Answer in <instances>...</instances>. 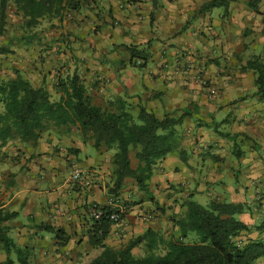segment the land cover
Here are the masks:
<instances>
[{"label":"crops","instance_id":"crops-1","mask_svg":"<svg viewBox=\"0 0 264 264\" xmlns=\"http://www.w3.org/2000/svg\"><path fill=\"white\" fill-rule=\"evenodd\" d=\"M74 1L73 23L45 28V87L76 73L96 105L122 100L133 116L141 108L157 118L186 116L147 191L126 180L117 198L108 194L113 151L95 150L78 132L0 149V205L17 213L9 237L33 247L39 264H86L102 251L90 239V209H112L113 201L125 214L102 244L115 249L147 229L164 240L178 237L174 221L189 199L242 204L237 219L255 229L264 221V102L255 75L242 68L264 57V0L258 13L248 0H232L226 12L204 9L210 0ZM25 47L11 49L29 80L25 64L34 60ZM127 47L147 48L145 67L131 64ZM74 168L84 172L80 181L71 179ZM44 226L61 229L67 241ZM253 232L245 234L264 239V231Z\"/></svg>","mask_w":264,"mask_h":264},{"label":"trees","instance_id":"trees-1","mask_svg":"<svg viewBox=\"0 0 264 264\" xmlns=\"http://www.w3.org/2000/svg\"><path fill=\"white\" fill-rule=\"evenodd\" d=\"M231 1L210 0L204 9L222 8L226 12ZM259 2L248 0L247 6L258 13ZM9 5L21 16L27 28L36 27L42 19H61L67 10H76L78 6L74 0H0V56L8 54L11 48L3 37ZM39 38L22 37L19 40L26 42ZM127 50L132 65L145 67L147 48L127 47ZM242 70L253 72L256 94L264 102V57H253ZM54 90L58 95L56 100H52L43 84L33 86L16 70L12 77L0 79V149L15 140L35 145L43 133L50 130L60 134L78 132L83 140L92 142L95 150L113 151L109 196L118 197L126 180H131L138 190L147 191L154 167L173 151L176 127L186 113L157 118L141 108L133 116L122 100L96 105L76 73L58 77ZM99 208L103 215L100 220L91 218L93 235L90 239L102 251L86 264H255L264 259V239H239L243 233L251 232L237 219L245 210L242 204L210 201L202 206L186 200L183 214L174 221L178 237L164 240L155 231L147 229L119 249L102 244L111 224L106 217L111 209ZM16 217V212H9L0 205V251L5 254L0 264H31V249L18 247L9 237L7 224ZM43 229L54 233L60 243L67 241L61 229L50 226ZM255 231H264V221L255 227ZM190 234L196 240L185 243ZM139 245H143L144 255L136 257L132 251Z\"/></svg>","mask_w":264,"mask_h":264},{"label":"rangeland","instance_id":"rangeland-1","mask_svg":"<svg viewBox=\"0 0 264 264\" xmlns=\"http://www.w3.org/2000/svg\"><path fill=\"white\" fill-rule=\"evenodd\" d=\"M264 5V2L263 4ZM73 10H67L63 17L61 19H42L40 20L39 24L34 27V28H27L26 26L23 25L21 16L17 15L15 13L14 8L9 5L6 11V19H5V30H4V39L6 45L10 43L11 48H19V46H24L27 45V47L22 48V53L28 55L31 60H34V62L31 64V67L28 66L30 62H27L25 64V67L29 69L27 74L30 76L29 80L32 83L33 86L37 87L39 83L43 84L45 86V28H61L64 27L65 24L63 22L65 21L66 25L68 23H73V18H71ZM51 23V24H50ZM71 25V24H70ZM96 30H99V26L93 27ZM42 37L43 42L38 39L37 43L36 41H22L19 40L22 37ZM24 39V38H23ZM24 42V43H22ZM21 44V45H20ZM31 44V45H30ZM10 48V52L6 55H1L0 56V79H8L13 76V72L16 71H24L21 70L18 66L14 65L13 62L15 63V51ZM38 63V66L35 65ZM207 85H209V82L207 81ZM49 92L51 94L52 100H56L58 95L56 94L55 90L53 89V85H49ZM51 135L55 136H62L63 134H60L56 132L55 130H50L45 133H43L42 138L39 140L42 143H45V139L49 138ZM36 145V144H35ZM33 145V146H35ZM134 162V159H132ZM126 182V181H125ZM126 184L133 185L134 183L131 180H127ZM123 189V188H122ZM121 191V190H120ZM119 196V193H118ZM117 198V197H115ZM120 201V199H118ZM124 201V200H122ZM121 201V202H122ZM124 203V202H123ZM120 206H123L124 204L120 203ZM255 229L252 227L251 228V238L255 237V233L253 232ZM248 238V234L243 233L242 236L239 238L242 241H246ZM196 240V237L193 234H190L185 240V243H192ZM162 253V251L160 250ZM159 252V253H160ZM133 255L136 257H140L144 255V247L143 245H139L136 248H134ZM12 258L14 259V255H11ZM5 258V254L0 251V262H2ZM72 261V260H71ZM71 261H65L63 264H73ZM264 261L261 260L259 263L255 264H264ZM30 263L31 264H39L37 260V255L33 254V247L31 248V256H30ZM74 264H80V263H74Z\"/></svg>","mask_w":264,"mask_h":264},{"label":"built area","instance_id":"built-area-1","mask_svg":"<svg viewBox=\"0 0 264 264\" xmlns=\"http://www.w3.org/2000/svg\"><path fill=\"white\" fill-rule=\"evenodd\" d=\"M84 172L79 168H74L71 172V179L74 182L80 181ZM114 208H112L108 215H106L107 219L111 222V224H118L122 222L123 215L125 214L124 206L118 205L115 201L112 202ZM91 218L94 220H100L103 212L96 205L92 206L90 209Z\"/></svg>","mask_w":264,"mask_h":264}]
</instances>
